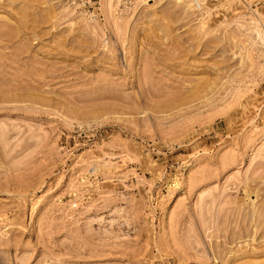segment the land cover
<instances>
[{
    "label": "rangeland",
    "instance_id": "374dc122",
    "mask_svg": "<svg viewBox=\"0 0 264 264\" xmlns=\"http://www.w3.org/2000/svg\"><path fill=\"white\" fill-rule=\"evenodd\" d=\"M0 264H264V0H0Z\"/></svg>",
    "mask_w": 264,
    "mask_h": 264
},
{
    "label": "bare ground",
    "instance_id": "6f19581e",
    "mask_svg": "<svg viewBox=\"0 0 264 264\" xmlns=\"http://www.w3.org/2000/svg\"><path fill=\"white\" fill-rule=\"evenodd\" d=\"M179 1H181V0H179ZM197 6H198V8H200L202 5H200V4L198 3Z\"/></svg>",
    "mask_w": 264,
    "mask_h": 264
}]
</instances>
